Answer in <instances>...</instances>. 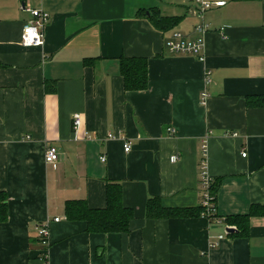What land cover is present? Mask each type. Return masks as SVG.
<instances>
[{
	"label": "crops",
	"instance_id": "crops-1",
	"mask_svg": "<svg viewBox=\"0 0 264 264\" xmlns=\"http://www.w3.org/2000/svg\"><path fill=\"white\" fill-rule=\"evenodd\" d=\"M224 1L206 14L200 61L167 45L176 31L201 36L194 0H0V192L8 199L0 264H42L41 223L50 229V264H264V216L240 235L203 214L146 215L156 197L168 208L202 206L204 158L220 181L219 217L264 204V0ZM28 8L50 15L41 47L22 43ZM152 9L180 21L163 33L139 15ZM122 57L148 58L147 89L125 90ZM53 80L57 89L47 91ZM50 144L59 159L48 164ZM109 181L121 183L135 212L129 232H89L67 218L68 200L105 208Z\"/></svg>",
	"mask_w": 264,
	"mask_h": 264
},
{
	"label": "trees",
	"instance_id": "trees-1",
	"mask_svg": "<svg viewBox=\"0 0 264 264\" xmlns=\"http://www.w3.org/2000/svg\"><path fill=\"white\" fill-rule=\"evenodd\" d=\"M147 15L145 10H140L139 15L148 16L152 25L159 31L166 33L173 29L180 21L179 17L163 16L159 10L152 9ZM91 62L87 58L85 63ZM149 62L146 57H122L120 73L123 77L126 91L145 90L149 83ZM47 91L57 89L56 81L46 82ZM219 180H215L211 186L212 192L217 195ZM67 218L70 220H82L87 223L89 232L99 233H126L130 231V223L135 212L123 203V188L120 182L109 181L107 183V205L105 208H91L86 200H68L65 206ZM203 206L198 208H168L162 205L159 197L150 198L147 202L146 215L149 218H173L192 217L202 214ZM253 216H264V204L254 205L246 214H238L226 217L228 224L237 226L238 234H247L250 219ZM8 218V199L0 192V222ZM38 241L41 243L39 237Z\"/></svg>",
	"mask_w": 264,
	"mask_h": 264
},
{
	"label": "built area",
	"instance_id": "built-area-1",
	"mask_svg": "<svg viewBox=\"0 0 264 264\" xmlns=\"http://www.w3.org/2000/svg\"><path fill=\"white\" fill-rule=\"evenodd\" d=\"M226 3V1H211V0H194V4L196 5V13L201 17L202 21L197 26V31L201 34L200 37L196 39H185L181 32H174L172 38L168 41L167 45L171 52L174 54H182V55H192L198 58L200 61H205L206 59V40L205 34L210 29V25L206 22V14L213 6H222ZM25 8V7H24ZM32 14V19L28 21V23L24 26L22 32V43L25 46H35L41 47L45 43V31L47 23L49 22L50 15H48L43 9L40 8H28ZM222 35H224V28L221 29ZM212 81L211 71L208 70L206 73V84H210ZM210 94L205 87L201 92V100L202 102H206L209 98ZM82 125V116L79 113L74 114L73 116V130L79 138V130ZM170 134L175 133V129L173 127L169 128ZM236 136V133H233ZM86 138H90L88 132L85 133ZM117 135L110 133L109 138H116ZM205 149L206 146L204 145ZM125 151L129 152L132 149L131 142L124 143ZM246 153H243L245 156ZM45 160L48 164L54 163L59 159V151L58 148L50 144L47 146ZM171 162H177L180 159L179 154H174L171 156ZM103 162L106 161V156L103 155L101 157ZM207 162L206 158L202 161V171H201V186H202V195L203 201L202 206L204 211L202 214L209 218V220L217 219L219 222H224L226 217H219L217 213V196L212 192L211 186L214 183V180L211 178L209 173L207 172ZM60 218H56V221H59ZM37 235L41 241V245L43 246V251L41 253V262L42 264H50V254H49V235L50 229L47 224H39L37 227ZM224 236L220 235L219 239H223Z\"/></svg>",
	"mask_w": 264,
	"mask_h": 264
},
{
	"label": "water",
	"instance_id": "water-1",
	"mask_svg": "<svg viewBox=\"0 0 264 264\" xmlns=\"http://www.w3.org/2000/svg\"><path fill=\"white\" fill-rule=\"evenodd\" d=\"M148 14H149V12H148ZM227 231H228V232H234L235 229H233V228L230 229V228H229V229H227Z\"/></svg>",
	"mask_w": 264,
	"mask_h": 264
},
{
	"label": "rangeland",
	"instance_id": "rangeland-1",
	"mask_svg": "<svg viewBox=\"0 0 264 264\" xmlns=\"http://www.w3.org/2000/svg\"><path fill=\"white\" fill-rule=\"evenodd\" d=\"M201 191H202V186H201Z\"/></svg>",
	"mask_w": 264,
	"mask_h": 264
}]
</instances>
